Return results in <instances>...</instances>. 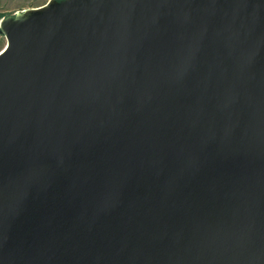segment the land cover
Listing matches in <instances>:
<instances>
[{
	"label": "water",
	"instance_id": "1",
	"mask_svg": "<svg viewBox=\"0 0 264 264\" xmlns=\"http://www.w3.org/2000/svg\"><path fill=\"white\" fill-rule=\"evenodd\" d=\"M0 35V264H264V0H49Z\"/></svg>",
	"mask_w": 264,
	"mask_h": 264
},
{
	"label": "rangeland",
	"instance_id": "2",
	"mask_svg": "<svg viewBox=\"0 0 264 264\" xmlns=\"http://www.w3.org/2000/svg\"><path fill=\"white\" fill-rule=\"evenodd\" d=\"M49 0H0V19L23 11L28 8H36L45 5ZM7 40L0 35V51L6 46Z\"/></svg>",
	"mask_w": 264,
	"mask_h": 264
},
{
	"label": "trees",
	"instance_id": "3",
	"mask_svg": "<svg viewBox=\"0 0 264 264\" xmlns=\"http://www.w3.org/2000/svg\"><path fill=\"white\" fill-rule=\"evenodd\" d=\"M13 15V14H12ZM12 15H8V16H12Z\"/></svg>",
	"mask_w": 264,
	"mask_h": 264
}]
</instances>
